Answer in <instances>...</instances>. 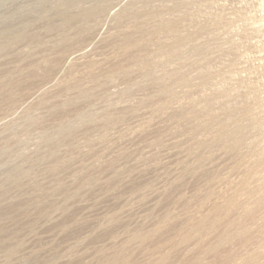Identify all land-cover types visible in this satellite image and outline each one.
<instances>
[{
	"label": "rangeland",
	"instance_id": "rangeland-1",
	"mask_svg": "<svg viewBox=\"0 0 264 264\" xmlns=\"http://www.w3.org/2000/svg\"><path fill=\"white\" fill-rule=\"evenodd\" d=\"M0 264H264V0H0Z\"/></svg>",
	"mask_w": 264,
	"mask_h": 264
}]
</instances>
